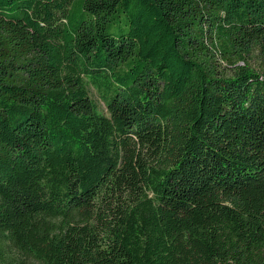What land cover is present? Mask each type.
<instances>
[{
  "label": "trees",
  "instance_id": "trees-1",
  "mask_svg": "<svg viewBox=\"0 0 264 264\" xmlns=\"http://www.w3.org/2000/svg\"><path fill=\"white\" fill-rule=\"evenodd\" d=\"M0 264H264V0H0Z\"/></svg>",
  "mask_w": 264,
  "mask_h": 264
},
{
  "label": "rangeland",
  "instance_id": "rangeland-1",
  "mask_svg": "<svg viewBox=\"0 0 264 264\" xmlns=\"http://www.w3.org/2000/svg\"><path fill=\"white\" fill-rule=\"evenodd\" d=\"M92 97H94L95 99L97 98L95 93H93ZM100 106H101L100 110H101L102 112H104L105 110H104L103 105H100Z\"/></svg>",
  "mask_w": 264,
  "mask_h": 264
}]
</instances>
